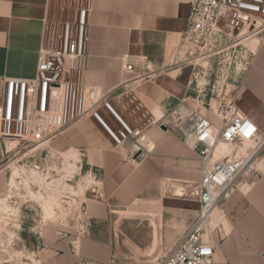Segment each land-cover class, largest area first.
<instances>
[{
	"label": "crops",
	"instance_id": "0c3cea01",
	"mask_svg": "<svg viewBox=\"0 0 264 264\" xmlns=\"http://www.w3.org/2000/svg\"><path fill=\"white\" fill-rule=\"evenodd\" d=\"M191 2L0 0V76L21 79L36 75L44 19L67 20L78 4L89 5L86 84L109 95L112 106L101 107V120L87 118L57 137L56 147L79 152L85 166L96 173L100 198L82 204L84 211L73 231L41 227L32 264H160L185 233L182 217L190 215L189 226L195 206L164 195V186L172 180L200 179L201 163L158 122L188 98L187 104L196 108L191 101L196 100L194 75L200 69L194 56L181 51L180 43ZM124 59L133 73L124 72ZM235 105L264 133V34L253 42ZM126 128L144 130L153 152L138 162H125L113 135ZM257 170L255 178L243 181L232 199L216 210L220 219L216 211L212 215L211 227L218 229L213 235L218 264H264V162ZM118 206L122 215L115 226V243L97 237L96 228L116 214L112 208ZM124 218L143 219L142 226L130 233L122 224ZM131 234L141 237L136 240Z\"/></svg>",
	"mask_w": 264,
	"mask_h": 264
},
{
	"label": "built area",
	"instance_id": "2783aa9c",
	"mask_svg": "<svg viewBox=\"0 0 264 264\" xmlns=\"http://www.w3.org/2000/svg\"><path fill=\"white\" fill-rule=\"evenodd\" d=\"M89 12V5L78 4L70 19H44L33 78L0 76V140L29 141L40 148L87 118L101 120V107L112 110L109 95L86 84ZM263 34L264 0H192L180 43L199 61ZM125 59L124 72L133 73ZM247 65H239L236 83ZM194 81L198 85L197 75ZM234 99L221 102L217 122L189 106V98L158 122L195 152L201 163L199 180L175 181L180 194L174 197L192 203L195 209L187 230L160 264H218L213 236L218 229L211 227L212 215L232 199L243 181L258 175L257 165L264 162V133L240 113ZM201 103L210 109V104ZM113 136L124 151L125 162H138L154 150L144 130L126 128ZM220 144L232 146V154L217 157ZM246 144L250 146L241 151ZM77 264L114 262L82 260Z\"/></svg>",
	"mask_w": 264,
	"mask_h": 264
},
{
	"label": "rangeland",
	"instance_id": "374dc122",
	"mask_svg": "<svg viewBox=\"0 0 264 264\" xmlns=\"http://www.w3.org/2000/svg\"><path fill=\"white\" fill-rule=\"evenodd\" d=\"M253 40L255 38L243 42L231 51L199 60L197 63L208 70L199 68L198 85L194 84L196 100L191 102L203 114L212 115L216 122L221 102L236 96L240 82H235L239 65L248 63L249 66ZM181 51L189 55L187 47L181 46ZM197 96H200L199 100ZM201 101L207 104L215 101V112L212 106L210 113L209 107H204ZM58 138L40 148L34 142L0 140V264L34 263L32 251L34 242L39 241L37 237L41 227L73 231L78 227L84 211L82 204L89 198H100V184L95 180L96 173L85 166L79 152L71 150L65 153L56 147ZM175 184L173 180L168 181L164 186V195L179 199L174 197L179 187ZM174 185L176 189H172ZM52 199L56 201L54 208L57 215L54 220H48L44 205L47 200ZM2 203L10 207V212L2 211ZM119 207L112 208L117 213L96 228L98 232L94 234L97 233V237L107 238L115 243L114 230L122 215L118 212ZM189 218L190 215L187 219ZM187 219L182 217L184 231L188 227ZM142 220L124 218L122 224L125 223L131 233V230L142 226ZM131 237L137 240L141 236L133 237L131 234Z\"/></svg>",
	"mask_w": 264,
	"mask_h": 264
},
{
	"label": "bare ground",
	"instance_id": "6f19581e",
	"mask_svg": "<svg viewBox=\"0 0 264 264\" xmlns=\"http://www.w3.org/2000/svg\"><path fill=\"white\" fill-rule=\"evenodd\" d=\"M252 42H255V40H253ZM212 106H213V111L215 112V109L217 107L215 101L213 102V104H210V113L212 112ZM217 114H218V111H217ZM249 146H250L249 144H246L245 147L241 149V151H244V149H247ZM232 150H234L233 147H231L227 144H221L217 148V157H223L226 155H231L233 152ZM16 174H17V171L14 172V175H16ZM179 194H180V191H179V189H177L176 190V196H178ZM55 202L56 201L54 199L47 200L45 202V205H44L45 206V214H46V219H48V220H54L55 216L57 215L56 209L54 208ZM2 205H3V203H2ZM1 209L4 212H10V207L7 205L6 206L3 205V208H1ZM214 216L217 218V220L220 219V215H219L218 211L215 212Z\"/></svg>",
	"mask_w": 264,
	"mask_h": 264
},
{
	"label": "water",
	"instance_id": "95a60500",
	"mask_svg": "<svg viewBox=\"0 0 264 264\" xmlns=\"http://www.w3.org/2000/svg\"><path fill=\"white\" fill-rule=\"evenodd\" d=\"M161 129H162L163 131H168V129H167L165 126H161ZM143 158H144V156L140 157V160H142Z\"/></svg>",
	"mask_w": 264,
	"mask_h": 264
}]
</instances>
